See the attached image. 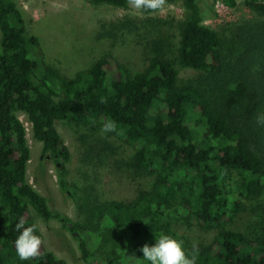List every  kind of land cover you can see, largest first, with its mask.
Here are the masks:
<instances>
[{
  "label": "trees",
  "instance_id": "obj_1",
  "mask_svg": "<svg viewBox=\"0 0 264 264\" xmlns=\"http://www.w3.org/2000/svg\"><path fill=\"white\" fill-rule=\"evenodd\" d=\"M88 1L128 7L127 0ZM175 1L187 10L177 32L163 18L136 26L150 52L143 70L131 72L105 53L70 77L43 59L15 0H0V264H66L45 245L40 258L19 259L15 225L20 217L26 226L38 224L34 213L60 220L87 264H149L141 249L161 235L182 239L190 250L173 228L174 217H194L200 228L215 232L199 247L198 264H264V233L230 227L247 201L264 195V126L256 121L264 113V0H242L254 17L219 28L204 22L199 0L168 3ZM217 2L238 4L213 0L210 17ZM123 26H106L103 34L115 36ZM179 65L192 76L181 79ZM20 112L43 155L54 161L63 191L69 190L71 152L56 120L94 132L115 121L120 134L106 136L131 150L123 163L135 196L101 203L91 225L51 210L28 179L31 149ZM142 178L152 180L149 188Z\"/></svg>",
  "mask_w": 264,
  "mask_h": 264
},
{
  "label": "rangeland",
  "instance_id": "obj_2",
  "mask_svg": "<svg viewBox=\"0 0 264 264\" xmlns=\"http://www.w3.org/2000/svg\"><path fill=\"white\" fill-rule=\"evenodd\" d=\"M21 10L27 30L38 37L43 59L57 67L63 74L74 76L99 56L112 54L122 61L131 72L143 70L150 52L143 29L136 26L151 24L153 19H167L177 32L178 25L187 15L181 1L168 3L162 13L145 14L110 4H95L88 0H15ZM205 11V23L219 28L226 22L254 17L253 11L242 0L236 7L222 2L214 5L216 16L210 17L213 0H199ZM127 20L134 26L128 27ZM126 24L115 31V36L103 34L106 26ZM116 26L111 27L113 30ZM108 28V27H107ZM132 30V31H131ZM179 76L187 79L193 72L179 65ZM25 124L31 149L28 163V179L33 187L47 200L51 210L60 211L72 220L95 224L100 204L111 199L130 200L136 194V184L128 176L124 166L131 150L128 146L108 138L106 134L79 129L65 120H56L55 126L71 152L68 166L69 190H61L55 163L42 153V142L32 136V125L24 113H18ZM233 176L231 183L236 180ZM144 187L152 184L141 179ZM34 213V211H33ZM35 220L44 235L45 247L66 264H87L81 257L79 242L60 220H44L35 213ZM173 228L184 236L191 247L211 243L214 231L200 228L194 217H174ZM231 228L247 234L264 233V195L247 201L244 209L235 217ZM91 264H104L96 259Z\"/></svg>",
  "mask_w": 264,
  "mask_h": 264
},
{
  "label": "clouds",
  "instance_id": "obj_3",
  "mask_svg": "<svg viewBox=\"0 0 264 264\" xmlns=\"http://www.w3.org/2000/svg\"><path fill=\"white\" fill-rule=\"evenodd\" d=\"M127 3L134 12L162 13L168 5V0H127ZM101 102L106 101L102 99ZM256 121L264 126V113L259 114ZM101 132L120 134L117 123L112 120L103 124ZM15 230L19 233L15 241V250L19 259L30 261L40 258L45 241L43 235L40 234L39 225L34 223L26 226L25 219L20 217ZM141 251L143 259L149 264H198L200 256L198 242H193L191 249L188 250L182 239L170 235H161L156 238L154 245L145 244Z\"/></svg>",
  "mask_w": 264,
  "mask_h": 264
}]
</instances>
